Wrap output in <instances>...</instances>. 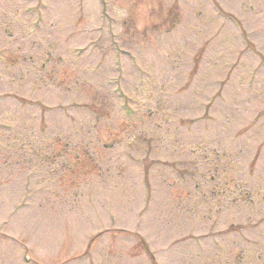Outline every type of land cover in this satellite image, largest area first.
Here are the masks:
<instances>
[{
    "label": "rangeland",
    "instance_id": "1",
    "mask_svg": "<svg viewBox=\"0 0 264 264\" xmlns=\"http://www.w3.org/2000/svg\"><path fill=\"white\" fill-rule=\"evenodd\" d=\"M0 264H264V0H0Z\"/></svg>",
    "mask_w": 264,
    "mask_h": 264
}]
</instances>
